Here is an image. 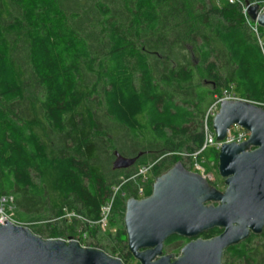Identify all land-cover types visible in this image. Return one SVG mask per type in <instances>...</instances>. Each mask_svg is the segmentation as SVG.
Segmentation results:
<instances>
[{"label":"trees","instance_id":"1","mask_svg":"<svg viewBox=\"0 0 264 264\" xmlns=\"http://www.w3.org/2000/svg\"><path fill=\"white\" fill-rule=\"evenodd\" d=\"M237 1L0 0V196L12 198L15 219L42 239H75V218L61 230L43 224L42 234L39 210L93 228L109 204L107 218L122 225L126 200L148 197L153 180L141 182L138 167L107 168L112 156L126 149L135 162L150 144L146 174L155 179L177 162L186 169L182 154L191 163L203 110L223 89L264 110V59L240 8L264 0ZM259 235V246L249 234L221 262L264 264V226ZM189 241L171 235L162 254ZM108 251L122 264L130 257Z\"/></svg>","mask_w":264,"mask_h":264},{"label":"water","instance_id":"2","mask_svg":"<svg viewBox=\"0 0 264 264\" xmlns=\"http://www.w3.org/2000/svg\"><path fill=\"white\" fill-rule=\"evenodd\" d=\"M246 16L264 29V7L246 3ZM236 126L248 133L246 141L223 143L216 153L218 176L224 189L216 190L199 174L177 162L155 178L150 195L128 199L122 226L126 249L137 264H221L223 251L259 235L264 226V110L246 101H221L211 120L216 141ZM134 158L117 154L113 170L125 169ZM212 228L221 232L209 240L196 238ZM171 235L191 239L179 254L163 255ZM0 264H122L99 249L75 240L42 239L29 229L6 221L0 224Z\"/></svg>","mask_w":264,"mask_h":264},{"label":"rangeland","instance_id":"3","mask_svg":"<svg viewBox=\"0 0 264 264\" xmlns=\"http://www.w3.org/2000/svg\"><path fill=\"white\" fill-rule=\"evenodd\" d=\"M223 0H206L207 2V6H215L216 8H221L222 6V2ZM262 32L264 33V29L261 28ZM187 50V55L190 58V62L192 64H195V59L193 56H191L190 53V48L189 46L186 47ZM152 59H154V56L151 57ZM135 78V82L137 81V77L134 76ZM202 86L204 87H209L210 84L206 83L205 81H202ZM212 101H210L207 106L205 107V109L203 110V114H202V123H201V127L200 129L198 128V130L203 129V119H204V114L206 109L208 108V106L211 104ZM109 130H116L114 129L111 125L108 126ZM234 131H238L237 128H232ZM242 130V129H241ZM122 132V131H121ZM245 132V131H244ZM247 135V133H246ZM141 139H145V142L147 141V139L145 138V136H141ZM157 148L150 146V144H145V146H143L142 148H139L137 151L138 153H140V155L138 156V159L131 165L132 167H138L139 171H143V169L145 167H142V165H140V163L142 162H146V167L150 166V155L153 154V152H149L152 150H156ZM137 153V152H135ZM135 153H131L130 151L124 149L122 150V155L123 157H133V155H135ZM170 153H166V156H170ZM182 164L186 167V169L188 170L190 167V172H194L193 168L191 169V164L193 162V160L191 161V163L189 164V158L186 157V154H182ZM196 156L195 160L198 163L199 166H201L204 170H205V174L207 175V179H208V183L213 186L216 190L218 191H222L224 189L223 183H222V179L218 176L217 170H216V166H217V159L211 155L208 151V149L204 152H202L201 156L199 155V157ZM114 158L113 156L111 157L107 168L110 167L111 163L113 162ZM195 173V172H194ZM146 176L148 178H151V180H154L153 177H151L149 174L147 175L146 173L144 174V177L146 178ZM105 207V205H104ZM39 213L41 214V216L44 218L41 222H34L35 226H42L43 224H48V227H57L59 230H61L62 226L65 227V224L68 226L71 223V219L75 218L74 220H76V226L74 228V232H73V236H75V239L79 240V244L82 245L83 247H90V248H94L93 245H95L97 243V245L99 246H103L105 249H107V255L110 254V252L108 250H115V252L124 255L125 252H127V249H124L126 247V239H125V234L123 231V226L120 225V223L117 221L116 218H106V221L103 225L101 226H95V227H90L88 224L84 223V220L80 217L78 218L76 215L72 214V213H64V223H61L63 219H54L52 216V212L50 210V208H43L41 210H39ZM11 216L12 218L15 220V213L14 210H11ZM82 223L86 225V228L83 232V227H82ZM29 227L33 226L32 224H28ZM47 227H41V233H46L48 230L45 229ZM94 231V233H93ZM92 232V233H91ZM123 232V235H122ZM258 236L260 235H256V239L254 241V243L259 246L262 242L261 239L258 238ZM44 237V235H43ZM60 238L62 240H67V235L63 232L60 236ZM70 240V239H69ZM181 248V244L176 245L175 247H167L165 248V253L163 255H169L172 254L173 257H176L179 252H176V254L174 253V251L176 249ZM96 249V247H95ZM112 257H116L115 255ZM125 264H137V262L131 257H128L126 259ZM221 264H231V262L229 260H227L226 258H224L221 262Z\"/></svg>","mask_w":264,"mask_h":264},{"label":"built area","instance_id":"4","mask_svg":"<svg viewBox=\"0 0 264 264\" xmlns=\"http://www.w3.org/2000/svg\"><path fill=\"white\" fill-rule=\"evenodd\" d=\"M229 5L235 4L238 1L237 0H223ZM264 7V4L259 7V12L262 10ZM241 8V15L247 24L250 33L252 36L255 38L256 43L261 51L262 57L264 59V36L260 33L259 26L256 24L255 21H251L247 16H246V5L240 4ZM221 101H244L239 99L233 92H232V86H228L227 88L223 89L218 96H215L211 104L208 106V108L205 111L204 114V119H203V142L202 145L198 150H196L193 154L187 155L191 157V160H193L191 164V169L193 168V171L197 174H199L203 179H205L208 182V177L205 174V170L198 165L196 162L195 158L199 154H201L203 151L207 149H213L214 151H218L220 146L223 143H235L239 144L244 141H246L248 137V133L244 132L240 128L236 126L230 127L225 134V137L222 141H216L215 136L208 126V122L212 120L214 115L217 113L219 103ZM232 128H237L238 131H234ZM247 133V135H246ZM149 167H145L143 171L137 172V175L141 178V182H145L146 178L144 177V174L147 172ZM11 210H13V203H12V198L9 196H0V224L4 221L14 225V226H20V227H25V224H22L18 222L16 219L14 220L11 216ZM108 210H109V204H107L105 207L101 208V218L98 222H96L97 226H101L105 223L107 215H108ZM70 240H75L76 242L79 243L78 239H70ZM80 245V244H79ZM82 246V245H81Z\"/></svg>","mask_w":264,"mask_h":264}]
</instances>
